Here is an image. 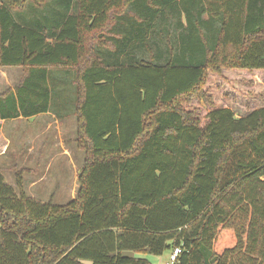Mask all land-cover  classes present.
<instances>
[{
	"label": "trees",
	"instance_id": "obj_1",
	"mask_svg": "<svg viewBox=\"0 0 264 264\" xmlns=\"http://www.w3.org/2000/svg\"><path fill=\"white\" fill-rule=\"evenodd\" d=\"M0 67V120L74 117L84 154L63 205L0 171V264H264V0H0Z\"/></svg>",
	"mask_w": 264,
	"mask_h": 264
},
{
	"label": "rangeland",
	"instance_id": "obj_2",
	"mask_svg": "<svg viewBox=\"0 0 264 264\" xmlns=\"http://www.w3.org/2000/svg\"><path fill=\"white\" fill-rule=\"evenodd\" d=\"M260 76V75H259ZM264 83V82H263ZM216 88L218 90V96L219 98H225L226 100L232 99V101H238L239 104L244 105L247 103L248 100H250V103L255 105H258L259 100L262 99L261 94L257 93L254 94L252 91H243L242 93H236L234 89L229 88L227 84H216ZM197 105L196 102H193V106ZM200 108L198 111L200 112L199 116L202 119V111L204 108H202L204 105L198 104ZM205 107V106H204ZM207 108V107H205ZM70 120L68 122H64V131L61 135V140L58 137L57 142L63 143V147L66 148L69 153H71L72 164L74 166L81 167L84 154L82 151L78 150L74 144V138H75V119L74 117H69ZM24 123L20 122V124H16L15 128L17 129L14 133L15 135V143L11 147V151L9 149V156L10 159L7 162V158L4 157V160H1L0 162V170L3 175V178L7 184H10L11 186L15 185V178H14V171L16 169H20L22 167L21 160L18 158L17 155V149L18 147L25 142L24 138ZM40 132L39 128H34L32 133L37 134ZM39 134V133H38ZM51 145V146H50ZM55 148L56 144L53 141V144L50 143L48 147ZM71 151V152H70ZM7 155V157H8ZM48 158V157H47ZM48 159L45 161L47 162ZM51 164V162L48 161V164ZM5 164V165H3ZM3 165V166H2ZM8 166H16L15 170L13 171L12 168ZM62 168V169H61ZM45 168L43 167L41 169V173L43 172ZM57 170V173H56ZM78 170L74 171L73 166H69L67 159H57L54 160L51 164L50 169L47 170L46 174L43 176V181L39 182L35 187L31 188V192L33 195H37V200L42 203H51L52 205H63L69 202L72 198L75 197L76 189H77V175ZM36 178H40L39 176ZM21 179L24 182V179L28 180L29 178L23 175ZM26 181H25V186ZM75 199V198H74ZM170 250H166L163 252L161 256H154V255H139L138 257H143L147 259L151 264H165L169 259ZM133 255V254H132Z\"/></svg>",
	"mask_w": 264,
	"mask_h": 264
},
{
	"label": "crops",
	"instance_id": "obj_3",
	"mask_svg": "<svg viewBox=\"0 0 264 264\" xmlns=\"http://www.w3.org/2000/svg\"><path fill=\"white\" fill-rule=\"evenodd\" d=\"M22 73L23 72L21 68L0 67V94L8 89H13L19 83ZM68 120L70 119L66 118L64 120H58L51 113L38 114L27 119L19 117L11 120H0V137L3 142L2 144L0 141V161L4 160V157H6L7 162L11 157L8 155L9 149L11 151V147L15 143L14 133L17 130L15 126L18 123L20 124V122L24 123L23 128L25 132L23 135L25 136V142L18 147L17 155L22 164V167L20 169H24L23 175L29 178L28 180L24 179V186L25 181L27 186L24 187L25 194L29 198L37 200V195L32 194L31 188L35 187L39 182L43 181V176L46 174L47 170L50 169L51 164L54 160H57L59 158L67 159L69 166H73L74 171L80 170L79 166H74L72 164L71 161L73 157L71 156V153H69V151L63 147V143L57 142L58 137L60 138V140L62 139L61 135L64 131L63 124L64 122H68ZM34 128L40 129V132H38L39 134L32 133ZM53 141L55 142L56 147L52 148L50 147L51 145L48 147L50 143L53 144ZM47 159L49 162H51V164H48V161L45 162ZM8 167L12 168V170L14 171L16 166ZM43 167L45 168V171L42 174L41 169ZM38 176L40 178H36ZM12 187L14 188L13 185Z\"/></svg>",
	"mask_w": 264,
	"mask_h": 264
},
{
	"label": "built area",
	"instance_id": "obj_4",
	"mask_svg": "<svg viewBox=\"0 0 264 264\" xmlns=\"http://www.w3.org/2000/svg\"><path fill=\"white\" fill-rule=\"evenodd\" d=\"M182 249L180 246H175L170 250L169 259L165 264H176Z\"/></svg>",
	"mask_w": 264,
	"mask_h": 264
}]
</instances>
